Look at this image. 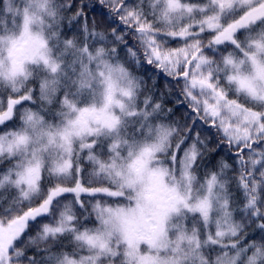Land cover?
<instances>
[{
	"label": "snow or ice",
	"instance_id": "obj_1",
	"mask_svg": "<svg viewBox=\"0 0 264 264\" xmlns=\"http://www.w3.org/2000/svg\"><path fill=\"white\" fill-rule=\"evenodd\" d=\"M0 264H264V0H0Z\"/></svg>",
	"mask_w": 264,
	"mask_h": 264
},
{
	"label": "trees",
	"instance_id": "obj_2",
	"mask_svg": "<svg viewBox=\"0 0 264 264\" xmlns=\"http://www.w3.org/2000/svg\"><path fill=\"white\" fill-rule=\"evenodd\" d=\"M90 19H91V15H90ZM152 71L154 72L155 69H152ZM170 79V78H169ZM149 83H152V81H149ZM157 94L163 93L164 96L167 99V103L165 104L166 108H173L174 110L177 108V103H176V97L175 95H172L169 93L168 89L165 87V78L163 76V73H160V78L157 81ZM27 106V105H25ZM184 114V109L183 108H179L178 111H176V116L175 118L179 119L180 117H182ZM222 155V153H221ZM220 157L217 156V159H219ZM85 179H87V176L85 177ZM249 233L252 234L253 233V229L249 228L248 229Z\"/></svg>",
	"mask_w": 264,
	"mask_h": 264
}]
</instances>
